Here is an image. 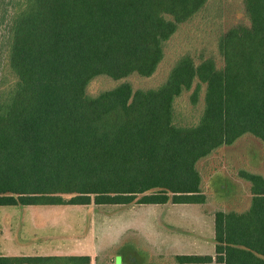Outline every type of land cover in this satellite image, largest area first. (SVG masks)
I'll use <instances>...</instances> for the list:
<instances>
[{"label": "trees", "instance_id": "16d2710c", "mask_svg": "<svg viewBox=\"0 0 264 264\" xmlns=\"http://www.w3.org/2000/svg\"><path fill=\"white\" fill-rule=\"evenodd\" d=\"M210 3L0 0V207L208 204L200 162L245 136L264 147V0H243L248 23L219 36L216 57H178L158 87L88 89L152 78L168 42ZM186 95L191 116L179 105ZM239 174L250 207L214 214L215 257L177 264H264V176Z\"/></svg>", "mask_w": 264, "mask_h": 264}, {"label": "rangeland", "instance_id": "374dc122", "mask_svg": "<svg viewBox=\"0 0 264 264\" xmlns=\"http://www.w3.org/2000/svg\"><path fill=\"white\" fill-rule=\"evenodd\" d=\"M210 4L206 13L183 25L179 32L168 42L165 59L152 78L132 76L121 82L99 78L91 83L88 89L89 93L97 95L103 91L111 90L123 82L130 83L135 91L156 88L166 80L178 57L188 53L194 57L200 55L216 57V45L219 36L228 28L241 23H248V21L244 14L243 0H211ZM0 75H2V72H0ZM179 105H184V113L187 116H191L192 112L193 114L196 113L191 110L189 95L180 100ZM198 167L203 176L204 192L208 197V204H210V207L207 208L208 211L214 214L218 211L243 212L251 204V185L244 181L239 173L244 170L264 176V147L254 137L245 136L233 146L222 148L208 160L200 162ZM168 206L140 207L130 205L115 208H94L93 206L95 210L92 211L80 206L32 208L29 209L30 214L33 211H44L48 214V217H46L48 220H45L44 217H37L36 221L32 217L22 218L21 220L26 226L24 228L20 226L18 230L20 233L14 231L16 232L15 235H20L17 242L20 247H9L3 240H0V257L6 256L4 254L5 249L9 252L26 250L27 254L31 251L42 254L50 249L55 251L58 249L65 250L66 247L74 246L71 243L74 240H71L70 236H81V234L83 236L87 234L82 239V243L86 245V250H91L94 241L97 242L96 249L102 250L104 247L111 246L110 237L113 240L119 238L126 225L132 223L131 226H134L136 221L144 220L146 217L150 219L157 217V227L161 228L162 233L166 235V241L172 239V242L177 240L192 242L185 239L187 235L190 236V232H193L196 238L199 236L198 232H194L195 227L193 228V226L196 225V222L194 221L195 217L193 218L194 213L191 212L198 209L192 208V210H189V208ZM14 210L13 208L0 207V213ZM186 215L188 216L187 219L185 218ZM93 216H96V218L94 219ZM114 217L117 221L113 220ZM95 233L96 235L93 236ZM118 234L120 235L118 236ZM25 239H29V241L25 242ZM135 240L140 245L138 238L129 235L122 238L121 242L118 241V244L110 250L112 251L118 247L119 251L127 252L131 250ZM196 243L197 247L200 248L199 243ZM183 245L188 246L187 244ZM105 253L108 254L109 252ZM119 260L121 261V257Z\"/></svg>", "mask_w": 264, "mask_h": 264}, {"label": "crops", "instance_id": "0c3cea01", "mask_svg": "<svg viewBox=\"0 0 264 264\" xmlns=\"http://www.w3.org/2000/svg\"><path fill=\"white\" fill-rule=\"evenodd\" d=\"M174 207H182V208H197L198 210L191 211L194 213L193 218L195 217L196 225L194 232L199 233V236L196 238L193 232H190V236L187 235L185 240L192 241V242H185V241H174L172 239L170 241H166V235L162 233V229L157 227L156 218L150 219L146 217V219H142L141 221H136L134 226L131 224L126 225L125 230L122 231V234H118L119 238L113 240L110 237L109 242L111 246L104 247L102 250L96 249V241H94V246L91 248L90 251L86 250V245L82 243V239L84 236L74 235L70 236L73 245L70 247L64 248L65 250H48L46 253H33L32 251L27 254L26 250H22L19 252H9V250L5 249L4 257H59V258H84L87 257L90 259V264H177L175 262V257L179 256H212L215 257V218L214 213L208 211L207 208L210 207V204L206 205H172ZM171 206V207H172ZM127 207V206H124ZM141 207V206H140ZM146 207V206H142ZM150 207H157V206H150ZM169 207V206H164ZM6 209V207H4ZM13 208L14 211H5L0 213V240H3L4 243L7 244L9 247H20L18 242L20 235H15V233L20 229V226L24 228L26 224L22 222V218H29L32 217L34 221L38 218H46L48 217L47 212H39L33 211L31 214L29 209H44L49 207H7ZM23 208V209H20ZM50 208H57V207H50ZM88 209L95 210L93 206L85 207ZM102 208V207H101ZM115 208V207H114ZM189 215V214H188ZM38 217V218H37ZM95 219L96 216H93ZM186 219L188 216L186 215ZM16 223H15V221ZM21 220V222H19ZM25 220V219H23ZM45 220H48L46 218ZM113 220L117 219L114 217ZM161 222V221H160ZM16 225V229H15ZM200 225V226H198ZM123 229V228H122ZM25 230V229H24ZM23 230V231H24ZM16 231V232H14ZM27 231V230H25ZM121 231V230H120ZM189 232V231H187ZM18 233H20L18 231ZM23 233V232H22ZM163 235H162V234ZM96 235L93 234V236ZM129 235L135 236L138 238L137 241H134L133 247L131 250L126 251H119L118 247L114 250H110L114 248L118 241L121 242L122 238H125ZM36 237V236H33ZM27 238V237H25ZM29 239H25V242H28ZM199 243L200 248L197 247V243ZM141 244H143L141 246ZM146 244V245H144ZM183 244H187L185 246ZM76 245V246H75ZM209 247V248H208ZM101 249V247H100ZM110 250V251H109ZM105 252H109L106 254ZM121 257V261L119 258ZM214 264V263H213Z\"/></svg>", "mask_w": 264, "mask_h": 264}]
</instances>
